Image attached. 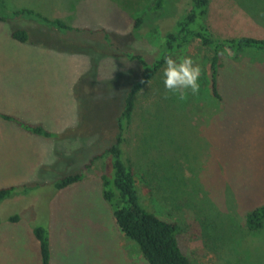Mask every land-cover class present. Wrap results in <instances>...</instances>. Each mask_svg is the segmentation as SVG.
Returning a JSON list of instances; mask_svg holds the SVG:
<instances>
[{
	"label": "rangeland",
	"instance_id": "374dc122",
	"mask_svg": "<svg viewBox=\"0 0 264 264\" xmlns=\"http://www.w3.org/2000/svg\"><path fill=\"white\" fill-rule=\"evenodd\" d=\"M6 1L9 10L31 9L111 37L115 56L65 54L52 49L61 47L59 40L35 35L37 43L21 44L9 34L16 24H0V114L79 137L111 122L113 105L120 101L117 81L139 70L119 53H140L152 61L161 30L176 21L189 0H168L157 12L151 9L154 0H136L133 10L114 0ZM138 19L142 23L136 27ZM205 24L218 38L264 39V0H209ZM82 38L91 37H77ZM208 54L191 40L174 56L191 57L201 67L198 95L189 90L175 103L159 100L158 81L139 95L125 150L134 165L140 205L179 225V246L191 264H264V226L254 233L244 228L246 214L264 204V52L237 57L221 52V101L207 90ZM90 75H95V90L89 88ZM105 130L101 137L56 141L30 136L0 119V188L34 183L43 167H54L49 180H57L89 165L82 182L50 203L34 198L35 221L26 208L18 223L0 224V264L41 263L30 226L47 216L51 264H147L102 197L107 158L92 160L109 148L111 132ZM18 202L2 203L0 219L17 213Z\"/></svg>",
	"mask_w": 264,
	"mask_h": 264
},
{
	"label": "trees",
	"instance_id": "16d2710c",
	"mask_svg": "<svg viewBox=\"0 0 264 264\" xmlns=\"http://www.w3.org/2000/svg\"><path fill=\"white\" fill-rule=\"evenodd\" d=\"M167 1L154 0L151 9L154 12L162 10ZM114 2L124 10L136 9L138 5L136 0H114ZM208 6L209 0H189L186 7L181 8V11L175 18L176 21L172 25H169L164 32L163 29H160L161 42L157 54L152 61H148L146 56L140 53L124 51L119 53V55L128 61L137 63L139 70L130 78H120L116 85L114 82L109 83L118 87L117 95L120 101L116 100V103L113 105L111 122L108 120V123L105 125L103 123L97 124L91 133L79 135V137L69 135V130L62 133H53L47 131L39 124H30L17 116L0 114L1 120L13 124L30 136L50 140L57 139L56 141L86 140V138L94 135L101 137V134L105 133V129L108 128L111 132L108 135L110 140L109 148L102 155L96 156L92 160L107 158V173L101 177L103 186L102 197L112 210L116 226L124 238L129 240L127 241L128 243L130 242L135 245L137 251L147 264H191V262L179 246V225L160 219L154 213L143 208L139 202L134 165L125 150L136 109L137 98L154 81H158L159 100L164 98L167 101L170 99L169 102L171 103L177 102L179 99L178 94L167 92L164 88L163 80H159L158 77L165 66V58L168 56L174 58L175 54L191 40L198 41L209 53L206 57V73L203 72V74L207 81L209 95L217 101L222 100L217 82L218 72L221 68V52L228 51L234 57L250 50L264 52V39L250 37L222 39L216 37L205 24ZM26 23L34 24L35 27H24L23 24ZM141 23L142 20L138 19L136 27H139ZM0 24H16L9 34L12 40L21 44L33 45L37 43L33 37L35 35H43L63 42L60 48H52L57 52L88 56L97 55L99 57L115 56L118 54L113 52L112 47L114 43L105 30L75 29L60 19L51 20L27 8H20L15 11L9 10L6 0H0ZM81 35H88L91 38L87 39V42L83 38L77 39ZM87 77L92 80L94 79L89 88L95 90L97 88L95 75ZM78 87L82 89V85H78ZM155 124H160L158 119H156ZM151 131L157 132V129H151ZM144 136L148 137L146 134ZM88 168L89 165H86L81 171L73 174H64L63 177L57 180H49V173L45 171L46 169H42L39 172L40 176L38 180L34 183L1 187L0 205L4 202H11L14 199H19V202L15 204L18 212L6 218L3 217L0 219V224L18 223L21 219V213L26 208L33 212L34 220L39 210L36 207L38 199L45 203H50L52 198L59 192L82 182L86 177L85 173ZM22 202L28 204L22 206ZM46 218L45 221L39 224H35V220H32L30 226L39 245L40 264H51L49 219L48 216ZM263 226L264 204L246 214L244 228L247 232L254 233L261 230Z\"/></svg>",
	"mask_w": 264,
	"mask_h": 264
},
{
	"label": "clouds",
	"instance_id": "9594fccd",
	"mask_svg": "<svg viewBox=\"0 0 264 264\" xmlns=\"http://www.w3.org/2000/svg\"><path fill=\"white\" fill-rule=\"evenodd\" d=\"M164 65L162 80L167 92L178 94L180 100L185 99L189 90L194 96L199 94L202 69L191 57L174 59L168 56L164 60Z\"/></svg>",
	"mask_w": 264,
	"mask_h": 264
},
{
	"label": "crops",
	"instance_id": "0c3cea01",
	"mask_svg": "<svg viewBox=\"0 0 264 264\" xmlns=\"http://www.w3.org/2000/svg\"><path fill=\"white\" fill-rule=\"evenodd\" d=\"M61 133H62V132H61ZM51 168L54 169V167H43V169H46L45 171H47V172H49ZM44 173H45V172H44ZM39 176H40V174H38V175L36 176V178H35L34 181L38 180ZM31 181H32V180H31Z\"/></svg>",
	"mask_w": 264,
	"mask_h": 264
}]
</instances>
